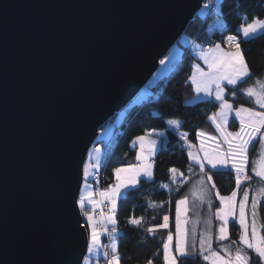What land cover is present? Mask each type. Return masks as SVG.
Returning <instances> with one entry per match:
<instances>
[{
    "label": "water",
    "instance_id": "1",
    "mask_svg": "<svg viewBox=\"0 0 264 264\" xmlns=\"http://www.w3.org/2000/svg\"><path fill=\"white\" fill-rule=\"evenodd\" d=\"M207 0H0V264H83L101 129Z\"/></svg>",
    "mask_w": 264,
    "mask_h": 264
},
{
    "label": "trees",
    "instance_id": "2",
    "mask_svg": "<svg viewBox=\"0 0 264 264\" xmlns=\"http://www.w3.org/2000/svg\"><path fill=\"white\" fill-rule=\"evenodd\" d=\"M219 4L222 5L221 11L206 19L198 12L183 34L200 46L214 47L215 44H220L227 50H229L227 37L236 36L248 62L251 77L245 78L246 82L239 83L235 87L227 85L226 99H229L235 107L243 105L258 108L240 90L253 86L259 79L264 78V35L244 38L239 28L242 23L252 22L254 16L264 19V0H219ZM242 13L245 14L246 20L241 19ZM217 21L222 22L224 27L217 28L215 26ZM182 49L180 65L174 67L170 75L154 86L151 96L143 103L129 105L128 113L118 125L121 131L117 143L102 167L103 186L106 188L115 181V168L135 162L136 149L132 147V143L137 137L148 135L155 130L165 131L164 142L155 155L153 179L140 180L135 189L128 191L126 200L123 198L119 200L116 228L121 231L118 235L121 264H148L149 260L152 264H164L163 245L169 232L173 230L176 202L186 187L177 190L172 186L170 169L176 168L189 177L201 173L190 162L183 138L168 128V121L174 118L180 119L181 130L186 134L188 141L197 143L198 133L202 128L213 130V123L209 117L220 108L219 102H215L214 99L193 101L195 90L189 77L193 73L197 59L189 46H183ZM233 90L237 92L234 98L231 97ZM112 123L115 124V120ZM230 127L237 128V120L233 118ZM258 141L251 145L249 153L247 175L251 179L243 183L242 188L264 185V181L252 172L253 162L259 156ZM205 172L211 175L215 189L220 195L228 196L236 189L233 171L206 169ZM163 185H170V189H164ZM165 213L171 215V231L148 232L147 229L152 224L158 223ZM132 217L142 218L141 224L129 223V218ZM259 221L264 223V200L259 204ZM229 229V241H236L239 244V225L231 222ZM249 255L252 257L250 264H257L258 258L255 254L249 250ZM178 264H209V262L204 261L202 256L197 254L180 257Z\"/></svg>",
    "mask_w": 264,
    "mask_h": 264
},
{
    "label": "snow or ice",
    "instance_id": "3",
    "mask_svg": "<svg viewBox=\"0 0 264 264\" xmlns=\"http://www.w3.org/2000/svg\"><path fill=\"white\" fill-rule=\"evenodd\" d=\"M211 4L206 3L202 5V10H208ZM243 7V6H241ZM215 11L219 13L222 5L217 3L214 6ZM241 19L246 20L245 14H241ZM221 28L224 25L221 23ZM239 31L244 38L258 37L264 35V19L253 17L252 22L242 23ZM226 43L229 45V50L224 51L220 44H215L214 47H209L206 51L199 49V56L207 65L208 71H205L199 64L195 65L193 74L189 77L191 83L194 85L196 96L193 100H204L208 97H213L215 102H219L220 110L218 113H213L210 120L216 125V129L222 137V143L227 145L224 151H220L221 144L217 143L213 149V154L209 155L207 151L204 152L203 158L198 152L191 150L189 146L188 155L199 166L201 170L205 167V162L213 169H227L234 170L236 188L239 189L243 181L250 180L251 177L247 175V166L249 163L248 152L249 147L259 137V143L264 145V83L257 81V85L241 89L240 91L247 95L249 100L259 106V110L255 107L249 108L243 105L233 107V104L226 99V85L237 86L239 83L246 82L245 78L251 77V71L246 61L243 50L240 47V41L236 36H228ZM161 65L169 63L168 71L176 67V61L173 58L170 61L169 57H165L159 61ZM203 93V95H201ZM237 92L233 90L231 97H236ZM146 97L141 96L137 99L136 103H142ZM239 121V130L235 132L227 131V124L229 117ZM169 124L176 127L180 126V121L170 120ZM149 136L151 133L148 134ZM200 137H205L207 134L203 131L198 133ZM186 138V134H185ZM209 140L216 141V137L208 136ZM139 142L140 151L137 155L138 164L128 165L127 167H117L114 169L116 182L109 186L104 191L99 193L102 200L95 199L91 185L87 183L89 178L95 179L97 176L96 170L100 167L99 149H94L96 153L95 163H92L93 152H89V163L83 169L84 190L80 193L78 199L74 200V204L79 206V209L86 217V223L80 224L82 229H90L87 232L89 246L87 251L94 254L96 257L101 255V245L99 238L102 233H107L111 239L110 247L112 249L111 257L107 259V264H120L121 256L117 251L116 237L118 229L116 228L115 210L117 201L119 199H127L128 190L135 189L141 177L150 178L153 175L152 168L153 162L150 160L151 156L155 155L156 140L147 139L146 136L136 138ZM133 141V144L136 143ZM145 143L149 145L148 154L145 155ZM203 148V140L201 141ZM174 178L177 170L170 169ZM252 172L255 176L264 181V153H262L258 160L253 162ZM182 175V174H181ZM207 180L211 181V175L207 176ZM204 183L203 179L200 181ZM215 188V184H212ZM216 196L219 197L221 206L216 209L215 216L220 221L218 228V241L228 239V225L231 218L234 224H238L239 232V245L236 241H232V245H237L235 252L230 250L229 247L221 245L224 255L220 251L212 250V235L211 232L201 235L199 240V252L204 261H209L210 264H250L252 257L249 255V250L258 258L257 264H264V223H258V204L260 199H264V188L257 192L256 198L251 202V216L249 218L248 200L249 191L246 188L243 192V198L238 203L237 214V191H232L229 196H221L219 191H216ZM203 198V197H201ZM107 201L110 205L109 212L105 214L103 210L100 212V218L97 219L94 213L101 203ZM187 197L177 202V217H176V253L179 257H188L193 255L188 251V230L182 226L180 219L181 209L180 206L186 205ZM211 207V201L208 202ZM91 205V210L85 209ZM155 207V205H153ZM142 218H129V223L133 225L141 224ZM169 217H163V224L157 227L167 228ZM186 223V221H184ZM211 221H209V224ZM111 224L112 228L109 231L108 225ZM150 233H155L156 227L147 229ZM194 231V230H193ZM173 235L169 232L167 241L163 245L164 253L163 259L165 264H178L177 255L173 253L171 243ZM195 248V242H193ZM208 254H205V253ZM104 257H109L108 252H103ZM86 261L90 258L86 257ZM98 264V262H97ZM148 264H152L149 260Z\"/></svg>",
    "mask_w": 264,
    "mask_h": 264
},
{
    "label": "rangeland",
    "instance_id": "4",
    "mask_svg": "<svg viewBox=\"0 0 264 264\" xmlns=\"http://www.w3.org/2000/svg\"><path fill=\"white\" fill-rule=\"evenodd\" d=\"M201 11H202V8L198 12H201ZM184 40H189V41L193 42V39H191V38H189V37H187L186 35L183 34L181 36V38L179 39V41L172 47L173 50L170 51L169 53H167V55L165 57H169L170 60L172 58H174L176 45L177 46H180L181 50L183 51V49H182V47H183L182 46V43H184L183 42ZM180 41H181V43H180ZM200 47H202V49H204L205 46H200ZM166 68H168V63H166L165 65H161V64L159 65L158 70L151 76V78L144 85V87L139 91V93L130 102L131 105L132 104H135V102L137 101V99H139L143 94H145L146 92H149V90L151 91V89H152L151 86L152 85H154V84L156 85L161 79H163L164 77L170 75V73H169L170 71H167ZM258 81H260L261 83H264V78L261 79V80L259 79ZM253 86L258 87L257 83L255 85H253ZM253 86H250V87H253ZM226 94H227V90H226ZM233 107L235 108L234 105H233ZM244 107H247V106H244ZM256 109L259 110V106ZM219 110H220V108L215 113H218ZM123 114H126V108L123 109V110H121L120 112H118L117 115H116V117L113 118L112 120H110L101 129L99 135H101L103 133L104 129L109 124L114 125V129H115L116 125L112 123L113 120H115L116 122H119L120 119H121L120 117H122ZM232 118H233L232 116L229 117L228 124L226 126L227 131H229V132H235V131H238L239 130V121L237 119L236 120L238 122V127L237 128H231L230 127ZM122 120H123V118H122ZM122 120H121V122H122ZM170 120H178V121L181 122V120L180 119H177V118L170 119ZM171 127H172V129H176L174 126H172L171 124L168 123V128L171 129ZM155 131L162 132L164 130H155ZM200 131L205 132L207 135L205 137H203V138L199 136V139H198V142L197 143H191L190 141H188L187 136L185 138V133L182 132V131H180V130H178L179 135L184 140V144H185V146L187 148V151H189V146L191 145L192 146L191 150L193 152H198L199 155L201 156V158H203V155H204V152L205 151H207L209 153V155H212L213 154V149L216 147V144L217 143H220L221 144V147L219 149L220 151H224L227 148V145L222 143V137H220V134L217 131L216 125L214 123H213V130L212 129L210 130V129H207V128H202ZM113 132H114V130L112 131V134H113ZM112 134H111V136H112ZM208 136L216 137L217 140L216 141L209 140L208 139ZM202 140H203V148L201 147V141ZM257 140H259V137H257L256 141ZM256 141H254V142H256ZM96 145H99L101 147V150H102L101 151V153H102L101 154L102 155L101 162H102V158H103V154H104V150H103L104 148L99 143H96ZM259 147H260L259 155H261L262 153H264V145L260 144ZM250 149H251V146L249 147L248 158H249ZM189 158H190V162L192 163L193 167L197 168L199 170V173L200 172L201 173L198 174L195 177H189V176H186L180 170H178V169L175 168L177 170V172L175 174V178H174V175H173L172 172H171V176H172V186L175 187L177 190L180 189V188H183L184 186H186L184 188V191H183L182 196L177 201L183 199L184 197H188L191 200V201H188L187 200L186 205L180 206V209H181L180 219H181V222H182V226L188 230V239H189L190 244H191L190 246L192 247L193 246L192 245L193 242H195L197 240V238L200 240L201 235L209 232V227L208 226L207 227H200V226L205 225L207 223L206 220H209L210 217L212 216V212H211V210H210L209 207H207L205 211H202V204H201V202L207 201L209 199V197L212 196V192H211V189L210 188H211V185L213 184V181L212 180L211 181L207 180V176L210 175V174L208 172H205V170L206 169H210V170H227V169H213L211 167V165H209V164H207L205 162V167H204L203 170H201L199 168V166L192 160V158L190 156H189ZM249 163H250V161H249ZM249 163H248V166H247V170L246 171H248ZM231 171L234 172V170H231ZM202 179L204 181L203 184L200 183V181ZM91 181L93 182V178L91 179ZM87 183L89 184L88 181H87ZM163 188L164 189H166V188L167 189H170V185H163ZM262 188H264V185L256 186V189L254 190V193H253V198H256L257 192L260 189H262ZM93 190H94V193H95L94 183H93ZM221 196H223V195H221ZM201 197H203V198H201ZM262 200H264V199H260L259 201H262ZM250 214H251V209H250ZM184 221H186V223H184ZM230 223L231 222H229V225H230ZM258 223H260V221H258ZM229 225H228V232H230L229 231L230 230L229 229ZM119 234H120V230L118 229L116 241L118 239V235ZM212 239H213V236H212ZM218 243H220V242H218ZM198 244H199V242H198ZM221 245H223L225 247H229L230 250H231V247L228 246V244H224V243L221 242L219 244L220 249H221ZM196 249H197V247H196ZM195 251H196L195 253L194 252H191V251H189V252L192 253V254H196V255L197 254H200L199 249H197ZM221 251H222V249H221ZM205 254H208V253L206 252Z\"/></svg>",
    "mask_w": 264,
    "mask_h": 264
},
{
    "label": "crops",
    "instance_id": "5",
    "mask_svg": "<svg viewBox=\"0 0 264 264\" xmlns=\"http://www.w3.org/2000/svg\"><path fill=\"white\" fill-rule=\"evenodd\" d=\"M221 23L222 22H220V21H217L216 22V27L217 28H221L220 27V25H221ZM223 24V23H222ZM184 43H182V46H189L191 49H192V51H193V54H194V56H195V58L197 59V63L195 64V65H197V64H199L200 65V67L201 68H203L205 71H208V68H207V65L204 63V61L200 58V56H199V49H202V47H200L199 46V44L198 43H196L194 40H193V42H191V41H189V40H184L183 41ZM180 43H181V41H180ZM221 48L224 50V51H228L227 49H225V48H223L222 46H221ZM173 50V48L170 50V51H172ZM182 55H183V51L181 50V48H180V46H177L176 45V48H175V56H174V59H175V61L177 62V61H179L181 58H182ZM173 59V58H172ZM171 59V60H172ZM170 60V61H171ZM195 65H194V68H195ZM168 68H169V63H168ZM168 68H166V70L168 71ZM194 68H193V72H194ZM173 69L174 68H172L171 69V71L169 72V73H171L172 71H173ZM193 74V73H192ZM154 86H155V84L154 85H152L151 86V88L153 89L154 88ZM194 86V85H193ZM227 86V85H226ZM229 86H231V85H229ZM151 89V91L149 90V92H146L145 94H143L142 96H144V97H146V99L144 100V101H146L148 98H149V96H151V94L153 93V90ZM195 90V89H194ZM201 95H203V93H201ZM195 96H196V93H195ZM207 99H214L213 97H208V98H206V99H204V100H207ZM143 101V102H144ZM193 101H199V100H193ZM142 102V103H143ZM135 104H137L136 102H135ZM133 105V104H132ZM239 107V106H238ZM233 119V118H232ZM236 120V119H235ZM232 121V120H231ZM172 126H174V125H172ZM176 129H172V127H171V129L172 130H175V132H177L178 134H179V132H178V130H180V131H182L181 130V122H180V126L179 127H176V126H174ZM114 130V125H112V124H109L108 126H106V128L104 129V131H103V133L101 134V135H99L98 136V138H97V141H98V143L99 144H103V143H105V142H107L109 139H110V137H111V134H112V131ZM151 133V135L149 136V135H145L146 137H147V139H150V140H156L157 141V143H156V151H155V155H156V153H157V151L159 150V148H160V146L162 145V143L164 142V137H165V132L164 131H162V132H158V131H152V132H150ZM134 141H136V139L134 140ZM132 147L134 148V149H136V156H135V162L134 163H132V165H135V164H138L139 163V161L137 160V155H138V153H139V151H140V148H139V142L138 141H136V143L135 144H133L132 143ZM94 149H99V158H100V165H101V157H102V153H101V147L99 146V145H96V144H94V146L89 150V152H93V156H92V160H91V162L92 163H95V157H96V153L93 151ZM148 151H149V145L147 144V143H145V155H147L148 154ZM88 152V153H89ZM155 155L154 156H151L150 157V160L153 162V168H152V172H153V175L150 177V178H148V177H141L140 178V180H142V179H147V180H151V179H153V177H154V160H155ZM260 156V155H259ZM259 156H258V158H259ZM258 158L256 159V160H258ZM88 163H89V156L87 155V159H86V162H85V165H84V167H86L87 165H88ZM130 165V164H129ZM128 165H125V166H121V167H127ZM254 174V173H253ZM255 175V174H254ZM257 177V176H256ZM258 178V177H257ZM91 179L92 178H89L87 181L89 182V185H91V188H92V190H93V182L91 181ZM249 180H246V181H243L242 183H241V185L243 184V183H246V182H248ZM115 182H116V178H115V181H114V183L113 184H115ZM140 182V181H139ZM112 184V185H113ZM139 184V183H138ZM241 185H240V188L239 189H235V191H237V197H236V200H237V214H238V203H239V201L243 198V192H244V190L247 188L248 189V191H249V200H248V209H247V212H248V215H249V218H250V216H251V214H250V209H251V202H252V199H253V193H254V190L256 189V187H254V188H251V187H246V188H242L241 187ZM111 186V185H110ZM257 186H259V185H257ZM108 187H104V189H103V191L105 190V189H107ZM167 189V188H166ZM211 192H212V196H210L209 197V199L207 200V201H203V202H201V204H202V211H205L206 210V208L207 207H209V201H211V207H209L210 208V210H211V212H212V216L210 217V219L209 220H206L207 221V223L205 224V225H203V226H200V227H209V232H211V235L213 236V239H212V250H215V251H220L221 252V255H224V253L221 251V249H220V246L219 245H217V244H220L221 242L222 243H224V244H228V246H230L231 247V250L233 251V253L235 252V248H236V246L237 245H239L238 243H237V245H232V241H229V239H230V233H229V236H228V239L227 240H224V241H218L217 239H216V237H217V235H218V228H219V224H220V221L216 218V216H215V211H216V209L217 208H219L220 206H221V204H220V200H219V197H217L216 196V191L217 190H215L214 188H212V185H211ZM84 190V182H83V186H82V189H81V192ZM128 191H130V190H128ZM93 192H94V190H93ZM229 196V195H228ZM95 199H97L98 200V198H97V196L95 195ZM120 200V199H119ZM119 200L117 201V207H116V210H115V219H116V227H117V225H118V222H117V217H116V212H117V209H118V204H119ZM187 200L188 201H191L188 197H187ZM106 201V200H105ZM107 202V201H106ZM178 202V201H177ZM177 202H176V208H175V219H174V222H173V230L171 231V233H172V235H173V240H172V243H171V247H172V251H173V253L174 254H176L177 255V258H178V260H179V256H178V254L176 253V243H177V235H176V217H177V207H178V205H177ZM260 202L261 201H259V204H260ZM108 203V202H107ZM109 204V203H108ZM259 204H258V221H259ZM90 206V205H89ZM109 209H110V205H109ZM209 221H211V223L209 224ZM229 222H232V220H231V218H230V220H229ZM89 231H90V229H89ZM120 233H121V231H120ZM199 239L197 238V240L195 241V248H193V246L191 247L190 245V241H189V239H188V245H187V247H188V250L189 251H191V252H196L195 250H197V249H199V244H198V241ZM167 241V240H166ZM218 242H220V243H218ZM99 243H100V245H101V249H100V251H101V255L99 256V257H96L94 254H92V253H87V255H86V257H89L90 258V264H97V262H98V264H107V259L109 258V257H104L103 256V252H106V250H105V247H104V233H102L101 235H100V238H99ZM116 244H117V251H118V239H117V241H116ZM193 245V244H192ZM219 246V247H218ZM196 247H197V249H196ZM163 253H164V249H163ZM194 255H196V254H193V255H191V256H194ZM85 257V258H86ZM209 262V261H208ZM83 264H89V261H86V259H84V261H83ZM121 264V263H120ZM164 264H165V262H164ZM209 264H210V262H209Z\"/></svg>",
    "mask_w": 264,
    "mask_h": 264
},
{
    "label": "built area",
    "instance_id": "6",
    "mask_svg": "<svg viewBox=\"0 0 264 264\" xmlns=\"http://www.w3.org/2000/svg\"><path fill=\"white\" fill-rule=\"evenodd\" d=\"M206 3H210L211 6L208 10H202L200 12V14L203 16L204 19H206L207 17H210L214 14H216L217 12L215 11V4L219 3V0H207L204 4ZM209 47H211L210 45H206L204 47V50L206 51ZM181 63V59L179 61L176 62V67L179 66ZM130 108V106H127L126 107V114L128 113V109ZM126 114H123L122 117H120V123H121V120L123 118H125ZM122 120V121H123ZM119 122H116L115 121V129H114V132L112 134V136L110 137V139L103 143L102 144V147L104 148V154H103V158H102V162H101V165L100 167L96 170V173H97V176L95 179H93V183H94V187H95V195L97 196L98 200H102L103 198L100 197L99 193L101 191H103L104 189V186H103V178H102V167H103V164H104V161L106 160L107 156L112 152V150L114 149L116 143H117V140H118V136L120 134V128H119ZM87 210H91V205L88 206ZM101 210H103V212L105 214H107L109 212V204L104 201L103 203H101L100 207L96 209L95 213H94V216L99 219L100 218V212ZM167 215L169 217V220H168V227L167 228H162V227H157L158 225H161L163 224V217ZM151 227H156V231L155 232H169L171 231V228H172V219H171V215L170 213H165L162 215L161 217V220L158 222V223H155V224H152L149 228ZM108 228H109V231L111 230L112 228V225L109 224L108 225ZM110 244H111V239L109 238L108 234L107 233H104V247H105V250L106 252L109 253V258L111 257V254H112V249L110 247Z\"/></svg>",
    "mask_w": 264,
    "mask_h": 264
},
{
    "label": "bare ground",
    "instance_id": "7",
    "mask_svg": "<svg viewBox=\"0 0 264 264\" xmlns=\"http://www.w3.org/2000/svg\"><path fill=\"white\" fill-rule=\"evenodd\" d=\"M88 208V207H87ZM87 208L85 209L86 211H88L87 210ZM81 213H82V216H83V221H84V223H86V217H84V215H83V212L81 211ZM88 231H89V229H88Z\"/></svg>",
    "mask_w": 264,
    "mask_h": 264
}]
</instances>
